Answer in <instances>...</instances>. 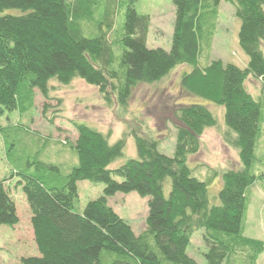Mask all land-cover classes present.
I'll use <instances>...</instances> for the list:
<instances>
[{"label": "trees", "instance_id": "obj_1", "mask_svg": "<svg viewBox=\"0 0 264 264\" xmlns=\"http://www.w3.org/2000/svg\"><path fill=\"white\" fill-rule=\"evenodd\" d=\"M221 1L171 0L175 18L167 52L146 47L150 18L137 14V0H0V114L31 106L35 91L48 99L51 81L67 86L75 79L125 113L137 86L158 83L187 66L180 87L223 109L221 139L237 152L240 164L225 171L207 166L204 179L195 170L200 165L188 166V158L200 150L201 136L217 127L214 115L200 104L175 108L179 125L172 157L160 154L152 137L131 132L137 158L114 169L110 166L124 157L127 135L110 144L107 136L75 123L77 138L64 145L77 158L68 173L42 163H35L34 174L13 172L38 252L20 264H196L186 252L197 231H203L206 264H256L264 244L246 237L243 223L247 193L264 181V173L253 170L259 162L262 97L253 98L245 82L259 81L264 94V0H223L239 21L238 46L247 59L242 68L211 57ZM11 10L20 13H6ZM121 12L123 24L117 27ZM217 178L219 204L212 205L209 187ZM83 181L104 189L77 213V184ZM117 193L149 199L139 235L108 205ZM18 223L8 182L1 179L0 225Z\"/></svg>", "mask_w": 264, "mask_h": 264}, {"label": "rangeland", "instance_id": "obj_2", "mask_svg": "<svg viewBox=\"0 0 264 264\" xmlns=\"http://www.w3.org/2000/svg\"><path fill=\"white\" fill-rule=\"evenodd\" d=\"M134 9L137 14L150 18L146 47L168 52L172 44L175 18L171 0H137ZM6 13L19 15L20 12L11 10ZM122 13L116 19L117 27L123 24ZM238 28L239 21L234 17L233 7L222 0L212 46V59H220L240 68L246 66L247 59L238 46ZM189 70L187 66H180L158 83L137 86L132 92L125 113L120 112L116 105L108 107L96 88L75 79L67 86L51 81L48 99L35 91L31 106L0 114V180L5 178L8 182L19 219L14 227L0 225V264H20L23 257L38 256L33 241L30 212L23 193L20 188L15 187L14 170L34 174L35 163H42L59 167L63 174L68 173L76 165L77 158L70 146L64 145L75 142V123L97 130L108 137L110 144L127 135L124 157L110 166L114 169L124 164L127 159L137 158L131 132L152 137L159 142L158 152L172 157L176 127L179 125L174 117L175 108L200 104L206 106L214 115L217 127L207 129L201 136L200 150L188 158V166L192 169L200 165L195 170L201 179L208 176L207 166L217 171L239 169L237 152L227 147L221 139L224 129L223 109L190 96L180 87L181 74ZM245 88L253 98L262 97L261 135L255 150V157L259 162L254 164L253 170L254 173H264V94L261 92L260 82L252 78L246 80ZM194 176L203 181L195 174ZM77 189L75 212L80 213L88 202L102 196L104 185L83 181L77 184ZM169 189L170 182L166 180V196ZM220 189L221 180L217 178L209 187V200L212 205L219 204L216 196ZM148 200L136 193H117L107 201L115 214L131 227L135 235H139L145 227ZM247 205L244 232L254 240L257 237V241L264 244V181L249 189ZM202 234L203 231H197L192 235L186 252L196 264H206L203 256L206 247L202 242ZM234 264L245 263L238 260ZM256 264H264V252L258 257Z\"/></svg>", "mask_w": 264, "mask_h": 264}, {"label": "crops", "instance_id": "obj_3", "mask_svg": "<svg viewBox=\"0 0 264 264\" xmlns=\"http://www.w3.org/2000/svg\"><path fill=\"white\" fill-rule=\"evenodd\" d=\"M244 61V60H243ZM245 62V61H244ZM16 206V205H15ZM16 212H17V208H16ZM244 235L246 236V237H248V238H252V236L251 235H247L246 234V232H244ZM252 239H254V238H252ZM255 239H257L258 240V238L256 237Z\"/></svg>", "mask_w": 264, "mask_h": 264}]
</instances>
